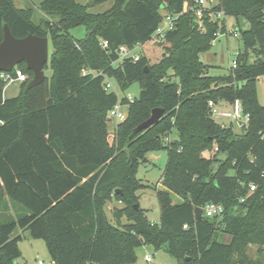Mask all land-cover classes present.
<instances>
[{"label":"trees","instance_id":"trees-1","mask_svg":"<svg viewBox=\"0 0 264 264\" xmlns=\"http://www.w3.org/2000/svg\"><path fill=\"white\" fill-rule=\"evenodd\" d=\"M104 1L111 7L94 13L78 0H42L37 8L48 18L36 22L33 6L0 0V41L7 23L17 37L33 33L52 44L45 65L52 74L42 83L27 87L33 71L22 62L16 67L29 79L18 95L5 97L0 72V264H18L17 229L44 239L55 264L133 263L145 244L165 246L182 264H264V105L257 90L264 0L212 5L250 22L241 30L237 67L221 76L208 74L201 55L226 31L222 20L206 13L200 29L185 0H94ZM166 12L178 14L176 26L153 41ZM81 26L86 33L76 37L72 30ZM121 45H141L140 58L119 60ZM84 68L102 74L84 75ZM134 82L141 86L137 97L119 95ZM235 99L250 115L244 131L221 124L209 106ZM118 101L128 104V114L111 142L108 112ZM157 107L164 109L159 121L135 132ZM162 148L168 162L156 189L161 220L151 222L139 206L136 192L146 185L137 174L147 153ZM250 182L257 184L251 194ZM7 200L22 209L4 222ZM112 200L122 203L112 208L114 221L106 210ZM210 202L224 212L199 218L196 208ZM224 235L229 242L219 241ZM251 244L259 256L250 255Z\"/></svg>","mask_w":264,"mask_h":264},{"label":"rangeland","instance_id":"rangeland-1","mask_svg":"<svg viewBox=\"0 0 264 264\" xmlns=\"http://www.w3.org/2000/svg\"><path fill=\"white\" fill-rule=\"evenodd\" d=\"M42 0H15V4L19 8L33 6L35 8L34 20L39 22L42 17L48 18L42 11L38 10L37 5ZM82 4L88 5L89 11L94 13H101L108 10L112 2L104 1L95 3L94 0H78ZM218 0H207L209 6L215 5ZM222 21L226 25V31L220 32L215 42L212 43L211 48L204 52L201 57L202 61L208 67L207 72L212 76H221L227 74L234 61H236L238 54L243 50V41L241 38V30L248 29L250 27L249 20L244 16H235L232 14L225 15ZM203 30V28H202ZM76 37H83L86 33L84 26L78 27L72 30ZM237 33L235 35L234 33ZM50 51H52V44L49 43ZM140 49L138 53L140 54ZM255 60V55L250 56V62ZM47 76H51L52 70L48 68L45 70ZM21 83L14 82L7 84L4 89L5 97H13L19 94L21 89ZM258 99L264 105V75L257 81ZM141 86L139 82H134L131 87L126 91H120L119 95L131 96L132 98L137 97L140 94ZM219 110L232 111L233 107L230 103L220 102L218 104ZM217 121L221 124H230L231 119L225 117H217ZM118 122L109 120L108 131L109 140L112 142L116 133ZM235 131H240L239 125L234 122L232 124ZM177 136V130L174 129L171 138ZM204 156H210L209 151L204 152ZM147 161L142 160L139 170L138 178L146 185L139 189L136 193L139 196V206L145 211L148 219L151 222H160L161 220V207L157 197V188H162V177L165 172V168L168 162V150L166 148L149 151L146 155ZM180 200L177 196L174 197V201ZM115 206H122V203L112 200L109 201L106 210L109 218L113 220L112 208ZM16 216L3 217L1 221H10L15 219ZM126 222V218L122 219ZM15 234H22L23 240L19 242V247L22 251V255L17 259L18 264H55L47 248L44 239L33 238L28 230L17 229ZM219 241L229 242L230 236L224 235L218 237ZM137 259L133 263L128 264H182V261L171 255L165 246L156 249L153 244H145L137 248ZM249 253L252 257L259 256L257 252V245L251 244L249 246ZM149 254L152 256V261H147L145 256ZM264 258V252L261 254ZM42 261V263H40Z\"/></svg>","mask_w":264,"mask_h":264},{"label":"built area","instance_id":"built-area-1","mask_svg":"<svg viewBox=\"0 0 264 264\" xmlns=\"http://www.w3.org/2000/svg\"><path fill=\"white\" fill-rule=\"evenodd\" d=\"M185 8H187V1L185 0ZM194 10L195 15L197 16V19L199 20V27L200 29L204 28L203 27V21L202 18L205 16L206 13H208L211 17V20H222V18L225 16L224 11H216L213 9L212 5L209 6L207 4V0H194L193 6L191 7ZM178 18V14H174L172 12H166L162 22L159 24L157 29L152 35L153 41L159 42L162 41L167 33L174 29L176 26V20ZM222 31H218L216 35L218 36ZM237 35V33H234ZM216 40V39H215ZM213 40V42H215ZM102 44L104 47H107L108 43L107 41H102ZM141 47V45H136L134 48H130L127 45H121L118 52H119V60H123L125 58L131 57L134 60H138L140 58V54L138 53V49ZM238 63L237 60L234 61L232 65V69H235L237 67ZM14 72H1V77L4 79L7 84L14 83V82H19L23 83L26 82L29 79V76L26 72H24L21 68L15 67ZM82 73L84 75L86 74H93V76H97L102 74V72H94L91 69L84 68ZM5 86V87H6ZM107 88H113L114 85L112 84L111 81H107L106 84ZM129 100H133L131 96L128 97ZM218 104L214 100L209 101V106L211 109V113L214 117H225V118H230L232 121L230 124H233L236 122L240 130L244 131L250 122V115L249 113L244 111L242 101L240 99H235L234 102L231 103L233 110L232 111H227V110H219L218 109ZM128 114V104H124L121 101H118L108 112V119L112 120L114 122H121L125 120ZM229 124V125H230ZM224 126H228V124L223 123ZM166 140H170V136L166 137ZM215 149H218L217 147ZM212 152H210V155ZM249 187V194L254 192L257 189V184L255 182H250L248 184ZM241 202L245 200V197L240 199ZM203 213L206 216L213 217V216H220L224 212V206L219 203H214L210 202L205 205V207L202 209ZM185 227H187L185 225ZM147 261H152V256L149 254H146L145 256ZM42 263V261H40Z\"/></svg>","mask_w":264,"mask_h":264},{"label":"water","instance_id":"water-1","mask_svg":"<svg viewBox=\"0 0 264 264\" xmlns=\"http://www.w3.org/2000/svg\"><path fill=\"white\" fill-rule=\"evenodd\" d=\"M187 8L191 9L194 0H186ZM4 37L0 41V72H11L20 63L25 62L33 71V77L27 87L31 88L45 80V65L50 58L49 38L30 33L24 37L15 36L9 25L4 24ZM148 70V68H146ZM164 114V109L154 108L151 116L135 128V132L148 129L156 124ZM144 161H147L145 158ZM117 192L120 190L117 189ZM138 208V205H136ZM199 218L203 215L202 208H196Z\"/></svg>","mask_w":264,"mask_h":264},{"label":"crops","instance_id":"crops-1","mask_svg":"<svg viewBox=\"0 0 264 264\" xmlns=\"http://www.w3.org/2000/svg\"><path fill=\"white\" fill-rule=\"evenodd\" d=\"M21 209L22 208H20V206L14 205L10 200H7V206L3 211H1L2 216L11 218L12 216H16L21 211Z\"/></svg>","mask_w":264,"mask_h":264}]
</instances>
